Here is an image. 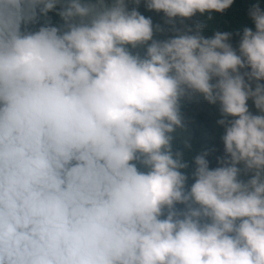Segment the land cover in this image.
<instances>
[{
  "label": "clouds",
  "instance_id": "9594fccd",
  "mask_svg": "<svg viewBox=\"0 0 264 264\" xmlns=\"http://www.w3.org/2000/svg\"><path fill=\"white\" fill-rule=\"evenodd\" d=\"M142 2L174 24L234 0H64L63 29L37 31L61 0H0V264H264V10L237 51L202 24L154 39ZM189 93L226 127L186 190Z\"/></svg>",
  "mask_w": 264,
  "mask_h": 264
},
{
  "label": "trees",
  "instance_id": "16d2710c",
  "mask_svg": "<svg viewBox=\"0 0 264 264\" xmlns=\"http://www.w3.org/2000/svg\"><path fill=\"white\" fill-rule=\"evenodd\" d=\"M82 2H88V0H82ZM259 4L261 9L264 10V0H234L233 4L226 9L223 13L212 12L211 19L209 14L203 15L197 13L192 18L181 19L179 17L174 18V24L166 22V18L162 12L157 13L155 11H149L144 7L143 2L139 7V12L146 17H151L153 25H159L163 30L154 33V39L165 40L171 38L177 34L175 29H179L180 32H186L188 28L195 30L197 24H202L201 34L206 38H211L215 32H230L232 38L229 43L233 48L237 49L244 27H250L254 30V24L250 19L248 13L250 8L254 4ZM64 6V0L58 3L56 8L50 11L47 16H39L38 22L28 26L29 31H37L40 26L45 24H51L52 26L64 27V21L58 15L59 11ZM133 5H129L131 8ZM150 43V42H149ZM130 50L135 54L139 53L142 57L146 54V46H139L136 49ZM250 70V69H248ZM243 71V70H242ZM215 82V81H213ZM264 83V81H261ZM249 110L253 114H259L255 109L253 102H248ZM180 113L182 116L184 128H178L173 133V152L179 151L182 153V160L188 164L186 169H182L189 178L186 182V190L190 189L192 183H194V177L192 173L195 170L194 158L196 155L202 153L205 150L209 151L207 159L210 162V168L218 167L217 158H223L225 156L224 143L222 136L225 133L226 125L222 126L217 123L218 120L224 118L220 111V105L210 104L204 99L202 94L189 93L183 97L180 101ZM228 120L234 119L233 117H227ZM186 142L189 146H186ZM140 170L147 171L142 165H138ZM243 168V165H238ZM252 173L247 175L241 173L240 179L247 181L251 178ZM177 211H183L184 205H176Z\"/></svg>",
  "mask_w": 264,
  "mask_h": 264
}]
</instances>
